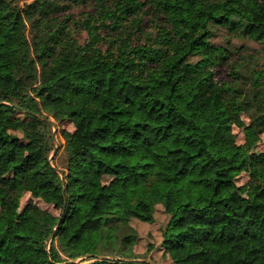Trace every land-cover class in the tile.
Here are the masks:
<instances>
[{
    "label": "trees",
    "instance_id": "trees-1",
    "mask_svg": "<svg viewBox=\"0 0 264 264\" xmlns=\"http://www.w3.org/2000/svg\"><path fill=\"white\" fill-rule=\"evenodd\" d=\"M20 1L0 0V39L16 48L0 63V264H150L140 227L173 264H264V152L249 162L260 186L248 200L232 131L249 147L264 132V69L232 67L235 85L219 83L227 50L211 40L223 28L264 43V0H148L155 33L138 0ZM88 3L80 43L57 15ZM25 192L59 213L19 208Z\"/></svg>",
    "mask_w": 264,
    "mask_h": 264
},
{
    "label": "rangeland",
    "instance_id": "rangeland-1",
    "mask_svg": "<svg viewBox=\"0 0 264 264\" xmlns=\"http://www.w3.org/2000/svg\"><path fill=\"white\" fill-rule=\"evenodd\" d=\"M32 0H22L19 2L20 8H23L26 4L30 3ZM113 0H108L112 2ZM143 4L142 9L139 12V16L142 18V26L146 30H152L155 33L154 29L150 27L152 23H155L154 16L151 13L149 6L146 4L148 0H138ZM3 12L9 14L10 16L16 17V13L8 6L3 4ZM94 5L88 3L86 5L72 6L70 9H66L63 12L58 13V20L63 22V25H66L67 30L71 31V36L75 38L80 43H83L86 40V32L80 28V22L85 19V16L88 13H93ZM132 18V17H131ZM27 35L29 36V28L27 27ZM105 33L103 32V36ZM212 42L215 45L222 46L227 50V59L220 66L216 68L215 80L219 83H230V85H235V80L230 75V69L235 68L240 74L251 75L252 71H260L264 69V43L256 40H251L249 38L234 36L231 33H228L223 28H215L213 30V36L211 38ZM100 47L105 48L106 43H101ZM15 46L10 38L2 37L0 39V63L11 62L15 53ZM247 87V85H244ZM239 86V87H244ZM244 87V88H245ZM241 119L247 124L249 122L246 113L240 115ZM54 123V122H53ZM60 127L77 133H88L90 128L88 125L81 124L79 127H75L74 124L70 121L63 122ZM56 130V136L53 138L54 149L58 147L56 152L49 156L50 162L55 166L59 172L65 171V155L63 151V140L57 135V127L54 124L52 126V133ZM233 133L235 135L236 144L238 145L240 151L246 157L244 165L240 169L236 177V186L238 187V192L244 198L250 200L255 192L258 190L260 184L250 175L249 162L255 157L264 152V132L257 137V141L254 146H248L246 142V137L244 130L241 127L233 126ZM57 153V154H56ZM56 154V156H54ZM74 170V169H72ZM71 170V171H72ZM72 172H75L72 171ZM4 199V193L0 189V204ZM32 201L41 209L47 210L53 214H58L59 209L54 204H52L41 192H37L36 195H32L29 192L23 193L20 199V207L22 208L27 202ZM157 219L159 223H163L164 215L161 210H157ZM140 227V226H139ZM156 227V226H155ZM142 234H146V241L139 240L136 244L137 252H144L140 254L145 261L152 262L153 264H173L171 260L165 257L163 254L155 251L159 248V233L152 231V236L150 235V230L147 227H140ZM154 235V236H153ZM149 238L152 239L149 240ZM149 262V263H150ZM151 264V263H150Z\"/></svg>",
    "mask_w": 264,
    "mask_h": 264
},
{
    "label": "water",
    "instance_id": "water-1",
    "mask_svg": "<svg viewBox=\"0 0 264 264\" xmlns=\"http://www.w3.org/2000/svg\"><path fill=\"white\" fill-rule=\"evenodd\" d=\"M52 126H54V123L53 122H50ZM56 136V130L52 133V137L55 138ZM58 147H55V149L53 150V154L56 152ZM50 160V159H49ZM52 235L49 237V240L51 239ZM86 257V256H85ZM79 259H73L71 260L72 262H76L78 261ZM147 261V260H146ZM150 262V261H149ZM151 264H153L152 262H150Z\"/></svg>",
    "mask_w": 264,
    "mask_h": 264
}]
</instances>
